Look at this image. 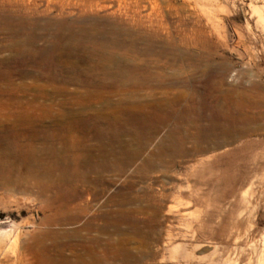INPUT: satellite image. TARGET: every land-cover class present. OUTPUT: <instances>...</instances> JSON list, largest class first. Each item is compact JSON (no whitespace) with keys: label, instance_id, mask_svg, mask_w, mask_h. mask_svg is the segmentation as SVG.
Returning a JSON list of instances; mask_svg holds the SVG:
<instances>
[{"label":"rangeland","instance_id":"1","mask_svg":"<svg viewBox=\"0 0 264 264\" xmlns=\"http://www.w3.org/2000/svg\"><path fill=\"white\" fill-rule=\"evenodd\" d=\"M0 264H264V0H0Z\"/></svg>","mask_w":264,"mask_h":264},{"label":"bare ground","instance_id":"2","mask_svg":"<svg viewBox=\"0 0 264 264\" xmlns=\"http://www.w3.org/2000/svg\"><path fill=\"white\" fill-rule=\"evenodd\" d=\"M210 1H215V0H194V2H196V3L199 2V3H203V4H208V2H210ZM141 76H142V74H141Z\"/></svg>","mask_w":264,"mask_h":264}]
</instances>
